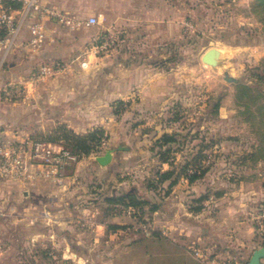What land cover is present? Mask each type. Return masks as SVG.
<instances>
[{
	"label": "rangeland",
	"instance_id": "rangeland-1",
	"mask_svg": "<svg viewBox=\"0 0 264 264\" xmlns=\"http://www.w3.org/2000/svg\"><path fill=\"white\" fill-rule=\"evenodd\" d=\"M256 1L174 0L169 28L162 19L167 12H160V24L149 14L153 4L162 11L163 0H135L134 12L124 7L123 16L151 17L127 30L108 24L101 7L95 34L74 62L63 58L60 70L42 78L36 72L41 63L15 66L13 80L1 74L5 143L41 141L59 126L74 134L103 131L96 151L65 166L63 184L42 180L48 182L46 206L40 216L44 199L33 197L38 215L24 235L22 222L0 216V238L16 253L9 264H247L264 246V12ZM63 14L71 22L59 25L77 38L85 9ZM209 48L219 50L216 65L201 60ZM11 55L2 69L15 61ZM138 63L153 67L146 75L161 101L142 105L137 86L119 92L125 91L122 74L109 65ZM53 79L62 82L65 102H49L44 84ZM239 84L255 85L263 95H242ZM10 86L19 88L12 97L3 92ZM93 109L104 111L111 129L83 131ZM164 133L175 139L160 146ZM167 147L174 174L159 181L158 171L170 168L160 157ZM107 149L114 157L110 173H75L78 161L95 160ZM125 193L136 202L107 201Z\"/></svg>",
	"mask_w": 264,
	"mask_h": 264
},
{
	"label": "crops",
	"instance_id": "crops-1",
	"mask_svg": "<svg viewBox=\"0 0 264 264\" xmlns=\"http://www.w3.org/2000/svg\"><path fill=\"white\" fill-rule=\"evenodd\" d=\"M162 4H160L161 7H163L162 11H159L157 9L156 5H152V9L150 10L149 14H155L157 17V23L160 24V12H167V15H162L163 22L166 19L167 25L170 28V24L174 25L175 23V11H174V0H163ZM46 4L50 5L51 7L55 8L59 11H69L72 10V8H75L76 6L82 7L85 9L86 17L80 18L78 20L77 25L79 26L75 34L77 35V38L72 37L71 33L68 32L64 26L59 25L56 23L53 19H46L44 21V29H45V40L43 44L39 48H34L30 44H26L27 39L30 37V34L26 28L22 30V34H20L19 41L22 42V44H18L17 48H15L14 52L11 56H14L15 61H10L9 65L7 64V67H9L8 70L1 69L0 70V76L5 77V79L10 80L14 78L15 74L13 73L14 67L16 66L18 68L20 63H23L24 65H32L35 64H43V63H52L54 61L63 60V58L71 59V62H74V58L76 55L80 54L81 52H85L84 43L86 40L89 41V35L92 36L95 34V28L94 25L86 24V19L89 16H95V13H98L99 8H104L103 13L105 15V20L108 24H116L123 26L126 30L128 24H138L139 22L144 23V19H147L149 21L150 17H145L144 19H138L136 16H129L128 18L123 16L124 7L127 8H133L129 9L130 12H134L136 3L135 0H43ZM171 10V11H170ZM143 20V21H142ZM125 30V31H126ZM174 31L172 33L170 31L167 32V36L173 35ZM87 38V39H86ZM154 38H156V41L160 39L159 33L158 35H154ZM163 38V37H161ZM18 55V56H17ZM92 54L88 53V58ZM18 58H17V57ZM23 56L25 58H23ZM22 57V58H20ZM24 62H22V61ZM73 65L75 63H72ZM70 66V64H67V69ZM90 69H93L94 65L87 64ZM110 68L117 67V69L120 71L121 75V83L119 87H123L124 90L119 92H126L128 91V88L130 87H140V93H141V103L142 105L148 104V103H157L161 101L163 98L158 97V93H156L154 88H151V84L149 81L148 76L153 70V67H151L149 64L146 63H138V64H116V65H109ZM61 69V64L59 69ZM73 70L77 69L74 65L72 67ZM89 69V70H90ZM71 71V69H69ZM68 70V71H69ZM138 72L136 77L133 76L132 72ZM9 75V76H8ZM11 76V77H10ZM60 84L62 82L57 81L53 79L52 81H46L44 85L46 95L50 97L49 102H52L53 104H58L65 102L67 100L68 96H66L63 99V91L58 90L60 87ZM150 88L152 90H150ZM117 95H109L110 98H113ZM65 95V93H64ZM115 97V98H116ZM64 100V101H63ZM91 115L88 117L87 122L83 125V131L102 127L106 129H111L112 124L107 121V116L104 114V111H100L97 109L91 110ZM87 114V113H86ZM52 119L51 116H49ZM3 132V131H0ZM51 143L55 148H59L61 146H64L60 142H49ZM99 155V154H98ZM85 162L83 163L82 160L78 161L75 164V173L80 172V169L86 170V174L90 177V175L95 173H110L111 172V166L114 157L112 156L111 161L107 165H100L97 161L92 160L90 157L84 158ZM36 169V165H29V171H32ZM107 177L109 175L107 174ZM48 186V182L42 181L38 178L33 179H5L3 181H0V216L2 217H11V222H22L23 226V235L26 230L30 229L31 220L32 217L35 215L41 216L42 211L41 207L45 208L46 206V195L43 194V192L46 190V187ZM37 195L39 198L44 199L43 205L41 204L39 207L38 213H36L33 206H36V204L33 202V197ZM45 195V196H44ZM43 197V198H42ZM35 198V197H34ZM10 225H7L8 228ZM3 227V226H1ZM1 230V229H0ZM250 233V231H249ZM248 234V233H247ZM251 235H249L247 238H250ZM26 237V236H25ZM23 237V239L20 242H23V245L25 246L26 238ZM30 238V236L28 237ZM9 239H1L0 238V264L3 263H13L15 261V255L16 253H12L9 251L10 249V243H5ZM7 241V242H8ZM29 242V240H27ZM6 244V245H4ZM262 262V260H261Z\"/></svg>",
	"mask_w": 264,
	"mask_h": 264
},
{
	"label": "built area",
	"instance_id": "built-area-1",
	"mask_svg": "<svg viewBox=\"0 0 264 264\" xmlns=\"http://www.w3.org/2000/svg\"><path fill=\"white\" fill-rule=\"evenodd\" d=\"M49 18L58 24L71 22L62 11L56 10L43 0H0V70L18 45L24 28L30 34L26 44L34 48H39L43 44L44 21ZM96 22L95 16L86 19V24L89 25H94ZM59 67L58 61L40 64L36 71L37 76L45 77L54 73ZM3 92L6 96L12 97L19 92V88L10 86ZM76 158L78 155L71 149L65 146L55 148L49 141L24 140L5 143L0 138V181L38 178L49 181L50 184L61 185L65 179V166ZM31 164L36 165V169L29 171Z\"/></svg>",
	"mask_w": 264,
	"mask_h": 264
},
{
	"label": "trees",
	"instance_id": "trees-1",
	"mask_svg": "<svg viewBox=\"0 0 264 264\" xmlns=\"http://www.w3.org/2000/svg\"><path fill=\"white\" fill-rule=\"evenodd\" d=\"M256 6H260L262 7V10L264 12V0H259L255 2ZM263 18H264V13H263ZM238 89L241 92L242 95H244L246 93V91H258V95L262 94V91L260 89H258L255 85L251 86V85H246V84H239L238 85ZM241 95V96H242ZM215 109H217L219 107V103H215L214 104ZM260 107L264 108V104H261ZM102 129H93L91 131H88L87 133L84 134H74V132L70 129H67L65 126H59L57 128V130H55L54 133H52V135H47L45 136V138L42 139V141H49V142H59L62 141L60 143H62L65 147L71 149V151L75 154H77L78 156L80 155H87L90 152H94L99 148V145L101 143V137H102ZM58 133V135L56 134ZM55 134V135H54ZM174 135L173 134H167L164 133L161 135V137L157 140V143L160 144V146L166 145L168 143H170L171 141H173ZM170 148L167 147L164 150L160 151V157H161V161L163 163H167L169 165V169H166L164 171H158L157 176H158V180L162 181L165 179L170 178L173 174H174V168H173V163L171 162L169 156H167L166 154L169 153ZM185 168V167H182ZM194 175L196 173H193ZM187 176H189V178L192 177V175L188 174ZM175 179L171 180L169 185H172L175 183ZM132 196V194L130 193H125L122 196H110L107 197V201L109 202H125L126 199H128L127 204H133L136 201H133L132 199H130ZM109 228H114L116 227V225H108Z\"/></svg>",
	"mask_w": 264,
	"mask_h": 264
},
{
	"label": "water",
	"instance_id": "water-1",
	"mask_svg": "<svg viewBox=\"0 0 264 264\" xmlns=\"http://www.w3.org/2000/svg\"><path fill=\"white\" fill-rule=\"evenodd\" d=\"M201 55H202L201 60L204 63L208 65H216L217 58L219 56V50H217L216 48H209ZM226 80L235 81V79L232 77H226ZM112 155H113V150L107 149L101 155L100 154L96 155L95 160L100 165H107L111 161ZM263 258H264V246H261L252 251L247 264H261V260Z\"/></svg>",
	"mask_w": 264,
	"mask_h": 264
}]
</instances>
